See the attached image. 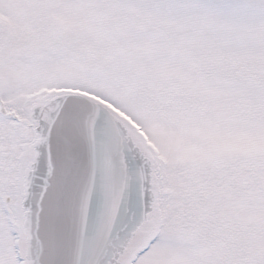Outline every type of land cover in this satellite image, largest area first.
Listing matches in <instances>:
<instances>
[{"label":"snow or ice","instance_id":"obj_1","mask_svg":"<svg viewBox=\"0 0 264 264\" xmlns=\"http://www.w3.org/2000/svg\"><path fill=\"white\" fill-rule=\"evenodd\" d=\"M0 264H264V0H0Z\"/></svg>","mask_w":264,"mask_h":264}]
</instances>
